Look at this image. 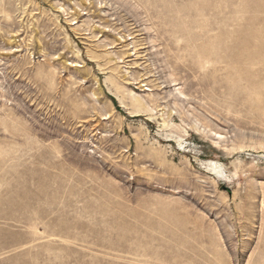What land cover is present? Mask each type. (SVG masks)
<instances>
[{
	"label": "rangeland",
	"instance_id": "1",
	"mask_svg": "<svg viewBox=\"0 0 264 264\" xmlns=\"http://www.w3.org/2000/svg\"><path fill=\"white\" fill-rule=\"evenodd\" d=\"M0 264H264V0H0Z\"/></svg>",
	"mask_w": 264,
	"mask_h": 264
}]
</instances>
